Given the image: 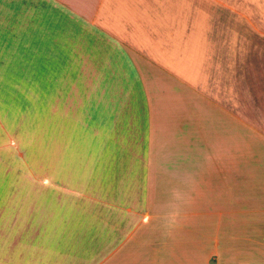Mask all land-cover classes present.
Segmentation results:
<instances>
[{
  "label": "crops",
  "instance_id": "1",
  "mask_svg": "<svg viewBox=\"0 0 264 264\" xmlns=\"http://www.w3.org/2000/svg\"><path fill=\"white\" fill-rule=\"evenodd\" d=\"M30 31L52 34L28 43ZM0 32L3 49L42 73L58 74L95 45L116 48L112 61L132 64L131 74L178 78L189 112L179 153L153 156L165 167L148 170L144 200L131 185L109 201L87 194L101 190L92 185H57L51 196L35 185L23 197L6 182L0 264H168L163 231L196 234L189 224L206 223L215 243L264 264V0H0ZM160 185L164 198L153 193Z\"/></svg>",
  "mask_w": 264,
  "mask_h": 264
},
{
  "label": "rangeland",
  "instance_id": "2",
  "mask_svg": "<svg viewBox=\"0 0 264 264\" xmlns=\"http://www.w3.org/2000/svg\"><path fill=\"white\" fill-rule=\"evenodd\" d=\"M4 33L0 32V201L9 183L17 192L23 188V197L34 192L35 185L48 186L42 187L47 196L57 185H92L101 190L87 194L109 201L116 199L119 185H131L144 200L148 170L156 164L165 167L158 163L164 160L153 156L179 153L182 147L181 123L186 120L187 128L189 112L181 111L178 78L168 74L171 77L157 81L156 74H131L132 64L112 61L116 48L97 45L87 48L90 55L80 61L61 64L58 74L42 73L37 62H20L21 53L16 57L9 46L2 48L8 42L1 40ZM76 33L77 39L100 40L99 32ZM50 34L30 31L28 43ZM66 34L55 32L53 37L61 41ZM154 192L164 198L166 191L160 185ZM140 208L141 214L149 213ZM189 225L199 233L163 231V239H172L168 264H251L245 256L230 253L228 240L214 242L212 223ZM141 232L142 239L147 238L145 230Z\"/></svg>",
  "mask_w": 264,
  "mask_h": 264
}]
</instances>
